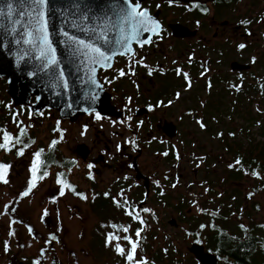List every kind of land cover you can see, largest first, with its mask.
<instances>
[{
    "label": "flooded vegetation",
    "instance_id": "obj_1",
    "mask_svg": "<svg viewBox=\"0 0 264 264\" xmlns=\"http://www.w3.org/2000/svg\"><path fill=\"white\" fill-rule=\"evenodd\" d=\"M140 2L159 22V35H154V43L143 48L134 44L135 58L117 55L111 68L98 69L97 81L102 94L108 97L107 112L83 113L72 120L61 118L54 109L34 108L36 94L17 103L7 92V78L0 76V130L15 138L19 128L24 127L26 135L21 140L31 145L23 156L17 155L23 144L11 151L0 149V163L12 166L7 175L9 183L0 182V264H34L36 260L41 264H87L84 247L91 261L88 264H101V260L105 264H126L114 246H104L100 253L95 242L99 231L105 237L109 232L125 235L106 227L109 224L131 225L127 234L136 239L135 230L141 225L113 203V198L123 201L122 189L133 206L152 210L141 212L146 223L137 249V259L142 257L148 264H189V259L199 264L189 251L193 245L202 246L221 264L208 246L212 232L224 231L228 237L241 230L242 240H238L243 241L251 224L262 226L253 222L245 209L241 210L240 190L235 189L241 182L230 179L235 165L230 146L240 142L245 149L252 141L250 134L243 132V120L238 119H234L240 122L237 133L244 138L235 139L234 128H229L233 121L228 97L235 91L231 90L232 83L243 88L245 79L253 83L252 77L256 78L259 84L264 76L258 75L264 70V54L258 51L247 70L231 67L232 63L249 62V51L239 45L246 44L250 31L258 35V45L264 43V0ZM194 4L200 7L194 8ZM231 47L236 48L232 58ZM134 60H142L154 71L149 75L148 69ZM130 63L136 74L120 77L119 70L129 72ZM177 68L189 74L190 88L184 76L177 75ZM250 98L254 99L252 105L257 103L260 91L251 93ZM96 113L103 119L97 120ZM200 123L205 127L201 128ZM249 128L250 132L258 127ZM53 140L59 141L55 147L51 146ZM40 149L44 150L41 159L47 162L49 175L37 181L38 187L28 197H22L30 178L33 153ZM164 152L168 155H162ZM89 164L94 165L91 170ZM58 173H65L67 181L88 199L82 200L67 189L60 197ZM90 173L94 179L89 178ZM248 175L251 174L242 173L243 177ZM257 189L255 186L249 195ZM86 204L94 218L90 225L85 224ZM12 208L16 211L11 212ZM45 210L47 216H43ZM253 211L255 215L256 207ZM244 219L246 225L242 223ZM12 220L18 223L12 224ZM25 225L31 226L33 233ZM88 228L93 229V235L89 232L85 242ZM10 230L16 234L9 236ZM180 234L187 240L186 253L176 242L181 239ZM52 235L57 240L47 243ZM154 240L155 249L150 244ZM222 240L220 244L224 246L223 237ZM5 241L9 245L7 251ZM120 243L126 250L130 248L126 241ZM227 246H231L230 241ZM58 252L61 255L55 256ZM223 264L233 263L227 259Z\"/></svg>",
    "mask_w": 264,
    "mask_h": 264
},
{
    "label": "snow or ice",
    "instance_id": "obj_2",
    "mask_svg": "<svg viewBox=\"0 0 264 264\" xmlns=\"http://www.w3.org/2000/svg\"><path fill=\"white\" fill-rule=\"evenodd\" d=\"M23 2V0H22ZM51 0H28V7L25 11L21 12L22 17L26 16V24L23 25L24 31L21 34V39H16L15 44L20 45L21 43L29 45L30 49L28 54L35 52L34 59L39 61V70L44 71L51 78V87L68 89L69 82L65 76L63 68L60 67L61 61L57 58L56 48L53 47V41L49 32V5ZM172 3V0H169ZM7 10V16L12 17L15 9L11 0L5 5ZM194 8H199L200 5L194 4ZM201 11L207 12L206 8H201ZM5 15V10L0 8V16ZM21 21H14V24H20ZM242 23H249V21H243ZM73 27L78 29L81 33L87 37V40L75 35H69L68 31L61 30L60 34L64 37L63 43H65L71 53V57L78 61L83 68L87 79L84 81L85 84L89 85L88 95L91 100H95L98 92L96 89H100L101 86L96 80V72L98 68L108 69L112 67L113 58L117 55L119 56H130L135 58L136 52L133 45H137L143 48L146 45L154 43L153 36L159 35L160 24L155 20L149 13L148 9L143 8L140 0H115V2H110L107 6V10L100 14H94L87 4L81 6V12L76 21L73 22ZM12 33H16L17 29L13 27L11 29ZM250 34V33H249ZM26 37V38H25ZM240 49L245 48L244 44L239 45ZM191 59V58H190ZM135 64H141L148 69L149 75L152 74L154 69L150 68L147 64H143L142 60H134ZM129 72H125L123 69L119 70L118 74L120 77L126 75H135V70L133 65L130 63ZM51 70V71H49ZM177 75H183L185 80L188 82V87H191V80L187 72H181L179 68L176 69ZM33 75L35 72L32 73ZM179 98V93L176 94ZM131 99V98H129ZM171 103V102H169ZM87 110V109H86ZM95 118L97 120L103 119V117L96 113ZM131 119V117H128ZM200 127L203 128L205 125L200 123ZM3 131V130H0ZM26 135V128H19V135L15 138L12 134L7 131H3L2 142H0V149L5 151H11L13 147L19 144H23L17 151L18 156H23L25 154V149L30 148V144L23 143L21 137ZM61 133V137H62ZM59 141L53 140L52 147ZM35 143V141H32ZM11 145V147H10ZM119 151V145L117 146ZM43 149H40L33 153V160L31 162L29 172L30 178L27 182V189L21 193L22 197H28L32 193L33 189L38 187L37 181L44 180L49 173L46 171L48 164L46 161L41 159ZM162 155L167 156L168 152L162 153ZM179 154H177V159H179ZM237 165L241 163L240 160H236ZM12 166L10 164L0 163V182L7 185L9 180L7 178L9 169ZM94 165L89 164L88 169L91 170ZM232 167V165H229ZM43 169V171H42ZM71 171V169H69ZM38 173H41L39 176ZM253 175H259L258 173H252ZM90 179L94 177L89 174ZM167 178V177H166ZM127 179V177H125ZM56 183L60 186L58 195L63 197L69 190L77 195L82 200H87V195L79 193L76 191L75 186L69 183L66 179L65 173H58ZM159 182H157L158 184ZM172 187H176L173 184ZM105 193V196H108ZM120 196L123 201H118L113 198V203L117 207L124 209L126 216L130 217L133 221H138L141 227L135 230L134 240L131 235H128L131 225H117L109 224L106 227H111L117 232H123L125 235L120 236L114 232H109L105 238V246L113 247L115 252L125 258L126 264H148L146 259L142 257L137 259V249L141 245L142 232L144 231L145 220L141 216L143 213H151L150 208L144 207L138 209L133 206L131 202L124 196V190H121ZM55 202V198H53ZM16 209L12 208L11 212H15ZM47 210L44 211L43 216H47ZM215 215V213H213ZM43 219V217H42ZM12 224L18 223L16 220L11 221ZM28 232L33 233V228L29 225H25ZM203 227V226H201ZM243 228V225H241ZM60 230V229H58ZM15 231L10 230L9 236H14ZM57 240L55 235H52L47 243ZM126 241L130 248L126 250L124 246L121 245L120 241ZM115 242V243H114ZM8 242H4V250H8ZM44 252H41V256ZM34 264H41L40 260H36Z\"/></svg>",
    "mask_w": 264,
    "mask_h": 264
},
{
    "label": "water",
    "instance_id": "obj_3",
    "mask_svg": "<svg viewBox=\"0 0 264 264\" xmlns=\"http://www.w3.org/2000/svg\"><path fill=\"white\" fill-rule=\"evenodd\" d=\"M11 2L15 12L9 18L5 7L8 0H0V8L5 10V15L0 16V76L7 78L8 94L17 103L26 102L30 95L36 94L37 100L34 108L48 107L56 110L61 118L71 120L83 113L107 112L108 97L102 94L104 91L100 88L95 90L98 95L94 101L89 98L88 88L90 86L84 83L87 79L85 72L79 62L71 57L60 32L61 30L68 31L69 35L87 40L84 33L73 27V22L80 15L81 6L87 4L94 14H100L107 10L110 2H115V0H51L49 5L50 38L53 41V47L56 48L57 58L61 61L60 67L63 68L69 82L68 89L51 87L50 76L39 70L40 62L34 59L35 52L28 54L30 46L14 43L16 39H21L24 31L23 25L26 24L27 17H22L20 13L27 9L28 0H23V2L22 0H11ZM17 20L21 23L14 24ZM13 27L17 29L16 33L11 32ZM231 67L233 70L249 68L248 65L238 63H232ZM33 72H35L34 75ZM189 251L199 264H218L217 257L204 252L202 246L193 245Z\"/></svg>",
    "mask_w": 264,
    "mask_h": 264
},
{
    "label": "trees",
    "instance_id": "obj_4",
    "mask_svg": "<svg viewBox=\"0 0 264 264\" xmlns=\"http://www.w3.org/2000/svg\"><path fill=\"white\" fill-rule=\"evenodd\" d=\"M262 66H264V64ZM247 79L244 80L243 88L237 87L235 85L236 82L232 83L231 81V90L235 91L230 94L232 97L229 104L230 116L232 121H234V119L243 120L241 124L243 132L249 131V125L251 127L256 126L258 127V131H261L260 135L264 137V132H262V130H264V110L254 111L251 107V103L254 99H248L251 93H256L259 90L261 98L259 102L264 104V76L261 77L259 84L256 78L252 77V79H254L253 83H249ZM262 120L263 125L261 124ZM244 123L250 124L243 126ZM242 150H246L247 152L242 154L240 152ZM230 154L234 156L235 162L236 160L241 161L239 165L235 163L230 173L231 180L239 181L242 178L243 172L251 175L255 172L259 175H254V177H261L264 182L262 178L264 176V139L257 143H249V147L247 146L245 149H243L242 143L236 142L233 146H230ZM262 190L264 191V189ZM235 202L238 203V197ZM249 227L250 228L246 230V240L243 241L238 240V238L241 239V234H243L241 230L236 233H231L230 235L227 234L228 237L224 231L219 233L212 232L213 234L208 246L212 247L213 251L219 256L221 264L226 263L227 259L231 260L233 264H264V225L254 227V225L251 224ZM222 237L224 239V246L220 244V242L223 241ZM228 241H230V247L227 246ZM168 258H170V255H168ZM189 262L195 264L190 259L188 260V263ZM170 264L183 263L172 262Z\"/></svg>",
    "mask_w": 264,
    "mask_h": 264
},
{
    "label": "rangeland",
    "instance_id": "obj_5",
    "mask_svg": "<svg viewBox=\"0 0 264 264\" xmlns=\"http://www.w3.org/2000/svg\"><path fill=\"white\" fill-rule=\"evenodd\" d=\"M257 38H258V35L256 34V32H254V34H252V31H250V36H249V38H247L246 44H245L246 51H249L247 53V55L251 56V59H249V56H248L249 62L248 61L246 62L247 65H249V64L251 65L250 60L254 61L253 55L256 51L260 52L261 54H264V43H262L261 45H258ZM256 45H257V47H256ZM235 55H236V48L231 47L230 58L234 57ZM263 60H264V58H263ZM251 70L254 74L257 75L254 67H252ZM260 74L264 75V70H262V72L259 71L258 75H260ZM228 98H229L228 103L230 104V100L232 99V97L230 96ZM228 98L226 99V101L228 100ZM251 107L254 111L264 110V104L263 103L261 104V102H259V101L257 103H255L254 105H252ZM229 109H230V107H229ZM238 124H240V122L237 120H234L233 124L229 123V128L230 127L234 128V131L236 132L234 134L235 139H238L239 137L244 138L242 135L237 133L238 132V130H237ZM261 124L263 125V120L261 121ZM247 132H248V134H250L249 138L254 143L260 142L264 139V137H262L260 135L261 131H258V128H256V130H251L250 132L249 131H247ZM262 132H264V130H262ZM253 178H254V176H252V175H248L247 177L242 176V178L239 180L241 182V184L236 185L235 189L240 190L241 200L243 201L242 206H241V210L245 209L246 213L249 214L250 217H252L251 220L253 222H257L259 224L264 225V191L262 190V189H264V182L261 178L257 179L256 181H252ZM262 178L264 179V176ZM255 186L258 187L255 194L249 195V193L253 191ZM231 187L233 188V185H231ZM253 206L256 207V210H257L255 215H254V211H253V208H254ZM85 208H86L85 224L90 225V224L94 223V218L90 215V213L88 211L87 204L85 205ZM191 214H195V212H192ZM234 221L237 222L236 218ZM242 223H243V225H246L245 219L242 221ZM89 232L91 233L90 235H93V229H91V231H89V228H88L87 236L85 237V242L88 241ZM180 237H181V239H178L176 242L180 246V249L184 253H186L185 249H186L187 240L182 237V234H180ZM105 238L106 237L104 236L103 232H100V231L97 233V237L95 238L96 246L99 249L98 251L100 253H102V251H100V249L105 246ZM170 241H171V244H174V239L171 236H170ZM150 244L152 245L153 249H155L157 246L156 240L152 241ZM82 245H84V243H83L82 239L80 238V246H82ZM106 251L109 252V249H106ZM83 252H84L83 257L85 258L86 263L87 264L91 263V261H89V259H88L89 254H88V251L86 250L85 247H84ZM57 255L60 256L61 255L60 252L55 254V256H57ZM105 263H106V261L101 260V264H105ZM55 264H56V262H55ZM189 264H192V263L189 262Z\"/></svg>",
    "mask_w": 264,
    "mask_h": 264
}]
</instances>
